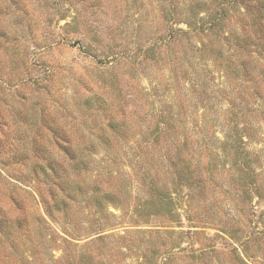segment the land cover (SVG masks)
<instances>
[{
  "label": "rangeland",
  "instance_id": "obj_1",
  "mask_svg": "<svg viewBox=\"0 0 264 264\" xmlns=\"http://www.w3.org/2000/svg\"><path fill=\"white\" fill-rule=\"evenodd\" d=\"M181 1L0 0V264H264V111L243 138L256 189L213 151L224 134L205 113L238 107L236 83L214 107L211 82L201 98L187 85L201 66L220 80L219 35L264 44L239 14L256 3L263 17L264 0L230 5L202 55L201 32L168 39L188 29L167 10Z\"/></svg>",
  "mask_w": 264,
  "mask_h": 264
},
{
  "label": "trees",
  "instance_id": "obj_2",
  "mask_svg": "<svg viewBox=\"0 0 264 264\" xmlns=\"http://www.w3.org/2000/svg\"><path fill=\"white\" fill-rule=\"evenodd\" d=\"M206 1L207 0L181 1V3L183 2L182 5H187L186 12L178 11L175 9V7L169 8V6V9H167L172 19L177 18L176 21L184 20L188 26V29L181 27L173 28L171 26L167 35L168 39H173L172 37L177 33H180L183 36L187 35V37H189L190 35H195L196 32H201L203 33V37L201 39L193 38V40L197 41L194 46L200 55H202V52L207 49V45H215L214 37L218 36L216 34V30L220 28L221 23L228 18L227 12L230 9L229 6L236 5L238 2L236 0H222L216 5L213 3L210 8L213 9L212 11L214 12L208 8L206 11H204V16L202 17L198 11V7L204 4ZM248 3L251 2L248 1ZM246 6L249 5L246 3ZM249 7H251L254 12H251L248 9V12L245 10L239 11V14L245 16L249 13L252 19V26H254L255 29L257 27L258 30L264 29V16L262 17L260 9L261 6L255 3V5ZM233 29L237 28L233 27ZM231 32L237 39V43L236 41L231 42V34L229 32L219 35V41L217 42L221 50L217 51L216 55L212 57L215 61L218 60V65H220V68H222L219 73L220 80H218V83L214 84L212 74H206L207 68L201 66L204 72L198 74V76L193 74L187 81V85L192 87L193 92L198 91L196 96L193 95L192 97L201 98L203 94L207 93L209 90L207 88V83L209 82L210 84L211 82L209 86L210 90L206 94V102H208V105L211 103L214 107L216 99L222 96L219 93L221 87L227 89L225 86L228 85L229 87H232L236 83L237 86L231 88V90H228L227 92L230 94L233 89L239 88L240 97H242L243 100L239 103L238 107H236V105L233 107V105L229 103L228 116H225V114L222 116L218 112V108L213 110L206 109V112H204L207 113L211 111L214 114L215 119H218V126L222 128L221 130L224 134L222 146L218 147L219 149L217 151L216 148H212L213 151L215 150V152H218L221 150L223 153H230V156L232 155L233 163H239L238 167L240 166L242 169H244L243 177L245 178V183H247L252 188L254 184V187L257 189V186L259 185L256 184L257 179H255V176L258 175V173H255V170L251 164V160L248 154L244 151L246 141H244L243 138L245 135L248 137L251 136L250 130H252L254 127L251 117L254 115V113L257 111L260 113L264 111V104L262 103L264 100V76L262 75L261 71L257 69L258 65L264 66V44L261 46V41L257 42L258 45L253 46V49H248L247 45L239 46V34L235 30H231ZM221 39L226 40V43ZM208 51L210 52V50ZM204 64L207 63L205 62ZM208 75L209 77H207ZM229 79L233 80L234 82L230 81ZM244 90L249 91V95L256 100L255 103L251 102L250 104L247 102L248 96L243 93ZM162 99L169 102L168 98L166 97H163ZM194 103L196 102L194 101ZM217 107H221V104H217ZM213 128L216 129L217 126H213ZM169 147L176 149L177 143H175V141H170ZM170 154L168 149V161L171 160ZM173 165H175V163H173ZM43 170L44 172L46 171L44 167ZM51 171L52 167H48L46 172L49 174ZM10 203L13 209L17 211L23 209L27 204L26 202L23 203V201L18 199H12ZM19 220L20 219L17 218V216L13 217L12 215H9L4 220L9 232L12 231V228H17V222L20 223Z\"/></svg>",
  "mask_w": 264,
  "mask_h": 264
}]
</instances>
